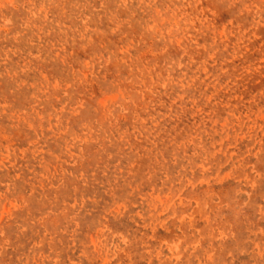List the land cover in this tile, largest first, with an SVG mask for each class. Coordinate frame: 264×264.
<instances>
[{
  "label": "rangeland",
  "instance_id": "374dc122",
  "mask_svg": "<svg viewBox=\"0 0 264 264\" xmlns=\"http://www.w3.org/2000/svg\"><path fill=\"white\" fill-rule=\"evenodd\" d=\"M0 264H264V0H0Z\"/></svg>",
  "mask_w": 264,
  "mask_h": 264
},
{
  "label": "bare ground",
  "instance_id": "6f19581e",
  "mask_svg": "<svg viewBox=\"0 0 264 264\" xmlns=\"http://www.w3.org/2000/svg\"><path fill=\"white\" fill-rule=\"evenodd\" d=\"M171 27V26H170ZM39 36V35H38ZM161 44V43H160ZM120 50V49H119ZM101 103V102H100ZM112 115V114H111ZM111 119V118H110ZM103 261V260H102Z\"/></svg>",
  "mask_w": 264,
  "mask_h": 264
}]
</instances>
